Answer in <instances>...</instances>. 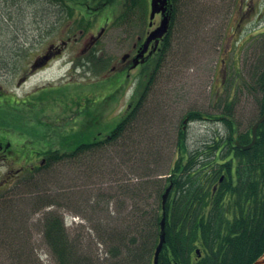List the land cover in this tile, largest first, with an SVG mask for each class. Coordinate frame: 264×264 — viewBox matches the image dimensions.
<instances>
[{
  "label": "rangeland",
  "instance_id": "1",
  "mask_svg": "<svg viewBox=\"0 0 264 264\" xmlns=\"http://www.w3.org/2000/svg\"><path fill=\"white\" fill-rule=\"evenodd\" d=\"M63 1L0 0V58L6 62L3 67L0 66V88L18 101L17 105L8 100L6 95L0 98V103L4 106L0 110V120L7 118L5 109L14 113L10 114L6 122L20 123L19 128L13 125L6 127V124L0 123V135L7 134L9 137L13 134L16 139L20 135L24 138L26 157L29 155L26 160L28 167L33 164L37 167L42 155L33 154L39 149H45L47 145L70 150L74 143L72 136L80 131L87 130L90 133L92 130L95 132L102 129L103 134L106 133L126 111L127 105L134 103L132 93L138 69L130 71L129 80L124 87L119 88L115 96L114 93L110 94V86L117 84L111 78L113 72L110 67L122 65L121 55L131 43L130 39L122 42L120 32L115 28L116 3L99 8L93 13L91 26L80 38L74 40L73 36L78 33L76 24L79 23L80 12H85L82 8L78 9L75 0ZM146 1L149 3V0ZM86 3L93 6V0ZM249 6H253L252 10H248L249 15L240 26H235L239 11ZM263 12L264 0H176L169 48L149 85L140 109L141 117L135 126L137 129L131 133V137L125 139L127 148L133 151L128 157L129 161L126 163L122 160L119 168L114 166L118 164L109 147L97 162H92L94 155L88 153L81 164L70 159L52 163L46 169L49 171L46 179L52 177V181H45L43 186L60 195L55 198L60 205L55 203L32 211L24 225L26 232L22 236L17 234L18 239L13 242L1 235V240H8V243L0 246V264H57L41 233L40 224L46 210L61 214L64 233L69 238H81V253L89 255L94 264H109L113 256L108 254L107 246L100 242L92 225L96 217L104 222L109 219V214L111 219L116 217V220L120 216L126 217L128 214L125 212L130 213L132 205H137L133 203L130 194L128 198L121 195V200H126L127 208H123L121 202L116 203L113 198L106 202L107 199H102V195L111 194L110 186L122 190L127 184L132 188L133 183L138 182L136 172H139L138 166L144 159L149 162L151 170L158 169L159 176H168L169 164L179 152L174 147L176 134L181 129L184 116L192 109L215 116L223 110L226 100H232V116L239 130L246 129L257 117L258 103L251 95L252 92L242 89L233 94V88L228 98L230 88L220 87L219 81L223 77L227 80L238 72L251 80V69L264 54ZM108 15L109 28L99 38L95 48L110 61H107L102 70L94 63L82 60L80 56L84 53L83 47L92 35L98 34L99 26H103L105 22L103 18ZM68 36L71 40L62 53L53 57L44 67L29 72V65L36 56L42 54L49 44H58ZM222 58L225 61L223 76L218 70ZM22 76H26L24 81H18ZM46 86L54 89L45 96L39 90ZM108 94L110 95L102 99ZM3 99L12 106L7 107ZM88 100V106L92 108L91 115L100 113L95 122L90 113L83 109ZM37 119L42 122L40 126L33 125ZM29 125L34 126L32 130L35 134L32 130L27 131ZM222 126L221 119L188 120L185 140L188 151L198 149L200 139L210 140L214 133L223 132ZM40 128L43 130L35 131ZM159 130H163L160 135ZM141 144L148 147L149 153L147 149L140 150L137 147ZM116 150L118 151L117 148ZM153 158L161 159L156 161L157 168L152 162ZM162 161L165 166L161 168L158 164ZM85 164L94 166L95 173L85 176L89 173L84 168ZM115 168L117 171L113 174ZM2 171L3 167L0 166V174ZM26 176L28 177V172ZM15 196L18 198L19 193ZM93 199L98 200L94 213L84 209L82 204ZM147 200L150 205L154 202L152 197ZM14 206L17 208L21 205ZM78 210L90 215L89 220L76 215ZM118 225L119 222H114L111 226L116 228Z\"/></svg>",
  "mask_w": 264,
  "mask_h": 264
},
{
  "label": "trees",
  "instance_id": "2",
  "mask_svg": "<svg viewBox=\"0 0 264 264\" xmlns=\"http://www.w3.org/2000/svg\"><path fill=\"white\" fill-rule=\"evenodd\" d=\"M58 1L62 3L63 0ZM85 1L88 0L74 1L78 9L82 8L85 12H80L81 17L79 23L76 24L78 30H82L83 33L91 26V16L97 11ZM96 1L100 3V8L116 3L118 13L116 11L115 23L118 21L117 17L120 10L130 17L135 9L139 10V15L143 13V6L146 5V0L145 2L143 0H93V5ZM175 1L172 0L170 8L172 21L175 14ZM64 6L67 10L69 9L66 3ZM108 18L109 15L105 20ZM95 48L96 46L92 47L80 57L87 63H94L99 69L104 70L109 58H104ZM167 50L164 46L159 51V58L155 60L152 73L155 74L158 70ZM262 55V60H260L263 62L264 54ZM5 64V60L0 58V66L3 67ZM147 72V69L141 70L139 78ZM251 76L252 78L249 80L248 77L238 72L225 80L224 86L230 90L234 88L233 94H236L246 87L255 85L261 92L257 99L258 114H261L264 111V62L252 67ZM150 77L148 79L145 77L144 82L139 83L138 94L135 91L132 94L134 103L127 106L126 111L106 133L103 134L102 129L95 132L92 130L90 133H87V130L80 131L72 136L74 143L70 150L47 145L45 149L34 152L33 155L41 154L44 162L37 167L27 168L28 177L26 176L23 197H14L0 204V216H2L0 223H3L0 226V236L10 238L13 242V240L18 239L17 234L22 236L26 232L24 225L27 219L23 221L14 212V205L17 203H14L13 200H21L23 205L37 203L40 198L39 194L47 191L43 183L52 181V177L46 179L47 172H49L46 169L52 163L70 159L81 164L88 153L94 155L91 161L97 162L109 147L112 149L111 154L118 164V166H114L119 168L122 165V160L126 163L129 161L128 157L132 155L133 151L127 148L128 144L125 139L131 137V133L137 129L135 126L141 117L140 109L148 93L147 81H150ZM111 78L117 83L115 86H110L112 88L110 94L114 93L115 96L119 88L124 87L127 79L125 76H120L119 72H114ZM51 87H42L39 91L46 96L54 89ZM110 94L104 95L102 99ZM4 95L8 100L18 105V101L16 102L11 95L4 93L0 88V98ZM227 97L229 98V94ZM90 98L88 99L90 100ZM89 100L84 103L83 109L90 113L93 122H95L99 119L100 113H95V116L91 115L92 108L90 105L88 106ZM3 102L7 107L12 106L6 99H3ZM232 106L233 101L226 100L222 114L232 116L230 112ZM3 107V104L0 103V110ZM80 110L82 111V109ZM80 110L79 112H81ZM4 111L7 113V118L0 120V123L6 124V127L13 125V127L19 128V122L14 124H11L10 121L6 122L10 114L14 113L5 109ZM187 114L192 119L199 116H194L191 111ZM221 120L224 124L223 132H219L217 136L213 137V146L207 153L202 155L200 150L188 151L185 141L176 146L175 149L179 150L178 157L170 165V167L172 166L171 174L167 178L160 177L158 169L151 170L146 159L140 161L139 172H136L138 182L133 183L132 186L136 194L133 203L137 205L135 207L132 205L130 212L137 223L132 227L133 231H138L136 237L131 235V230L126 229L128 227L118 225V227L113 228L111 225L118 221L115 219L116 217L111 219V215H107L109 218L107 222L96 217L92 230L95 231L100 242L107 246L108 254L113 256L112 260H109V264H151L150 256L158 242L160 231L161 193L168 181L172 182V187L165 202V241L160 251L159 264H251L264 254V121L258 126L255 143L249 149L241 150L235 145L234 138L241 143L248 142L250 140L249 128L246 133H240L233 127L234 120L232 121L226 116H223ZM41 123L37 119L33 125L40 126ZM33 125L28 126V132L34 128ZM40 130L43 129L40 128L35 131L40 132ZM234 133L236 137H234ZM141 143L144 144L143 141ZM142 144L137 146L140 150L148 149L146 145ZM121 150L122 153H120ZM99 151L101 154H96ZM228 155L230 156L228 157ZM27 157H29L28 154ZM157 160L161 159H153L152 162L156 164ZM86 166L85 164L84 167ZM222 173L225 174L223 180L217 183L216 191L210 195V187L216 184L218 176ZM124 187L126 189L131 188L127 184ZM128 194L132 195V192H128ZM142 196L143 198H141ZM150 197L154 199L151 205L147 200ZM102 199H107L106 202H108L111 201L112 196L104 194ZM55 203L59 204L54 199L43 205L47 207ZM91 210L95 211V207L94 210ZM106 210L111 211L110 208H106ZM75 214L89 220L90 215H86L81 210L76 211ZM42 218L40 225L43 230L41 229V233L57 264H94L89 255L79 251L81 238H69L70 236L64 233L63 217L60 214L54 210H46ZM20 221L23 223L16 227ZM7 222L8 225H6ZM12 224L15 226L13 227ZM6 241L1 240L0 246L7 244ZM195 249L199 250V254L196 253Z\"/></svg>",
  "mask_w": 264,
  "mask_h": 264
},
{
  "label": "flooded vegetation",
  "instance_id": "3",
  "mask_svg": "<svg viewBox=\"0 0 264 264\" xmlns=\"http://www.w3.org/2000/svg\"><path fill=\"white\" fill-rule=\"evenodd\" d=\"M171 2L172 0H169L168 4H171ZM246 6H248V4ZM92 7L95 10H98L100 8V3H97L96 1L94 2V5ZM88 8L90 7L88 6ZM252 9L253 6H249L248 8H244L243 10H240L238 18L235 22V26L237 27L240 26L242 22H244L245 18L249 15L248 10L250 11ZM138 12L139 10L135 9L132 15L128 17L122 10H120V13L118 14L117 17L118 21L116 23L115 28L117 29V31L120 32L122 42L130 39L131 43L128 49L121 55L120 59L122 65L120 67H117L115 65H112L110 67V70L113 73L119 72L120 76L122 77L125 76V78L127 79L126 82L129 80L130 71L138 69V73L135 75L136 84L134 91L136 94H138L139 92V83L141 81L144 82L145 77H147L148 79V77L152 75L150 77V81H147L148 84L147 86L149 87L155 75L154 73H152V70L155 60L159 58L158 53L164 46H166V50H167V48L170 45V33L172 27V13H171L167 31L164 34H162L160 37H154L148 39L150 32L153 29H155L156 26L159 24L163 14L161 11H159L155 13L152 19H150L148 17V12H149L148 5L145 12L142 13L143 15L142 14L139 15ZM108 22H109V18L105 20L103 26L102 25L99 26V32L96 35L98 36L97 39H95L96 36L93 35L90 37L89 42L83 47V49L85 48L84 52L97 45L99 38L106 31V29L109 28L107 24ZM83 34L79 35L77 33L76 36L77 38H80ZM49 61L46 64H48ZM224 62H225L224 58H222L218 68L219 72L221 71V76H223V73H225ZM144 69H147L148 72L146 74H142L141 77L139 78L140 71ZM224 82L225 80L223 77L219 81L220 87L224 86ZM148 90L149 88L147 89V91ZM229 92L230 89L227 94H230ZM216 93H218V91H216ZM223 112L224 111L222 110L219 114L213 117H215L216 120L218 119L220 120L223 116H226L227 118H230L233 121L232 116L228 114H222ZM184 118H186V123L188 120H194L187 113L184 116ZM203 120L206 121L207 120L206 117H203ZM186 123L182 122L181 129L185 130ZM233 127L235 128L236 131H239L237 124L234 121H233ZM249 130H251V126ZM236 134H234V137H236ZM214 136H217V133L214 134ZM214 136H212L210 140H207V138L200 139L199 141L201 145L200 150L202 154L207 153L212 148ZM250 137H251V133H250ZM234 139H235L234 143L235 141H238L236 138ZM229 156L230 155H228V157ZM26 160H27L26 145L24 138L21 137V135L20 137H18V139H16L13 134L10 135L9 137L7 136V134L0 135V166L3 167V171L0 174V204L3 203L5 200L12 199L13 197H15V194L17 192L19 193L18 197L21 198L24 196L23 192L25 190L26 170H27ZM224 175H225L224 173L220 174L218 176V180L216 184H213V186L210 187L211 189L210 195H212L216 191L217 183L223 180Z\"/></svg>",
  "mask_w": 264,
  "mask_h": 264
},
{
  "label": "bare ground",
  "instance_id": "4",
  "mask_svg": "<svg viewBox=\"0 0 264 264\" xmlns=\"http://www.w3.org/2000/svg\"><path fill=\"white\" fill-rule=\"evenodd\" d=\"M262 60V59H261ZM259 61V63L257 64V65H255V66H258L260 63H263L262 61ZM246 89V91H248V92H252L253 94H251L253 97H255L256 98V100L260 97V95H261V92L256 88V86L255 85H253V87H246V88H244V90ZM255 93V94H254ZM234 104V103H233ZM224 106H225V104H224ZM224 106H223V110H224ZM234 106V105H233ZM233 106H232V109L230 110V112L233 114V110H234V108H233ZM191 112H192V114L194 115V116H198V117H196V118H199V119H203V117H206V119H207V121H217L216 120V118L215 117H213L211 114H208V113H205V112H203V111H201V110H198V109H192V110H190ZM258 111V110H257ZM264 112V111H263ZM262 112V113H263ZM259 113V112H258ZM261 113V114H262ZM261 114H257V117L253 120V122H255L260 116H261ZM196 118H193V119H196ZM263 122V121H262ZM261 122V123H262ZM260 123V124H261ZM259 124V125H260ZM258 125V126H259ZM258 126H257V128H256V134H255V140H256V135H257V129H258ZM224 128V124H223V126H222V129ZM248 128H250V126H248L246 129H241V130H239V132L240 133H246V131H249V130H247ZM163 132V130H159V132H158V135H160L161 133ZM250 133H251V130H250ZM215 134V133H214ZM235 134V133H234ZM233 134V135H234ZM217 135H218V132H217ZM187 133H186V128H185V130H179L178 132H177V134H176V137H175V142H174V147L176 148V146L177 145H179V143L180 142H184L185 140H187ZM251 137H250V140L248 141V142H246V143H241V142H238L239 144H241V145H246V144H248L250 141H251ZM255 140H254V143H255ZM185 143H186V141H185ZM253 143V144H254ZM252 144V145H253ZM251 145V146H252ZM250 146V147H251ZM200 147H201V145H199V147H198V149H196V150H200ZM249 147V148H250ZM237 148H239V149H241V150H246V149H249V148H246V149H243V148H241V147H239V146H237ZM196 150H193V151H191V152H196ZM147 151H148V153H149V150L147 149ZM201 151V150H200ZM120 153H122V150L120 151ZM96 154H98V155H100L101 154V152L99 151V152H97ZM202 154V153H201ZM154 155H157V154H155L154 153ZM203 155V154H202ZM177 157H178V152H177ZM176 157V158H177ZM172 157H170L169 158V160L171 159ZM175 158V159H176ZM154 159V158H153ZM168 160V161H169ZM172 160V159H171ZM170 160V161H171ZM169 161V162H170ZM165 162H167V161H165ZM168 162V163H169ZM173 162H174V160L169 164V173H168V176L171 174V167H170V165H172L173 164ZM155 164V163H154ZM159 165V167H164L165 166V163L162 161L160 164H158ZM94 166H86V167H84L85 168V170L86 171H88L89 173L88 174H86L85 176H89L90 174H93V173H95V171H93V170H95V168H93ZM155 168H157V164H156V167ZM92 171V172H91ZM117 171V169L115 168L114 169V171H113V174L115 173ZM168 176H166V177H162V176H160V177H162V178H167ZM111 182V181H110ZM170 185V189H169V192H168V195H167V198H168V196H169V193H170V190H171V187H172V182L171 181H168L167 182V184H166V186H164L163 187V191H162V193H161V199H160V204H161V208H162V194L164 193V191L166 190V188H167V186H169ZM122 190H118L117 188H114L113 186L110 188V190H111V196H112V198H113V200L116 202V203H120L121 202V205H122V207L123 208H127V204H126V200L125 201H123V200H121V195L122 194H124L125 195V197L126 198H128V192H132V195H131V199H135V197H136V194H135V191H134V189H132V188H128V189H126L125 187H123V188H121ZM18 193V192H17ZM57 196H60L57 192H53V190H48L47 189V191H44V192H42V193H40L39 194V200H38V202L37 203H32V204H25V205H23V203H21V200H13V202L14 203H17V204H19V205H21V206H19V207H17V208H15V210H14V212L16 213V214H18V216L24 221L25 219H27L28 217H29V215L31 214V212L33 211V212H35L36 210H39V209H41V207L43 206V207H45L43 204H45V203H48V202H50V201H52V200H54ZM16 197V196H15ZM14 198V197H13ZM141 198H143V196L141 197ZM167 198H166V200H167ZM95 200L96 199H93V200H88L85 204L84 203H82L83 205H84V207L85 208H87V209H89V211L91 210V209H93L94 210V207H95ZM166 200H165V202H166ZM81 204V203H80ZM93 213H94V211H93ZM125 213H127L128 215L126 216V217H119V219H118V221H117V224H118V222H119V225H122V226H125V228L126 227H128V228H126L128 231L129 230H131L132 231V236H134V237H136V235H137V232L138 231H133L132 230V227L133 226H135V225H137V223H136V220L131 216V214L129 213V212H125ZM57 214H59V213H57ZM61 215V214H60ZM23 221L20 223V225L23 223ZM119 228H122V227H119ZM41 229L43 230V227L41 226ZM164 233H165V229H164ZM158 241H159V238H158ZM164 241H165V235H164ZM157 244H158V242L156 243V245L154 246V248H153V250H152V254H151V256H150V259H151V264H153V257H154V252H155V248H156V246H157ZM163 244H164V242H163ZM162 249V248H161ZM161 251V250H160ZM159 255H160V252H159ZM159 255H158V263H159ZM114 263V262H113Z\"/></svg>",
  "mask_w": 264,
  "mask_h": 264
},
{
  "label": "water",
  "instance_id": "5",
  "mask_svg": "<svg viewBox=\"0 0 264 264\" xmlns=\"http://www.w3.org/2000/svg\"><path fill=\"white\" fill-rule=\"evenodd\" d=\"M167 3H168V0H150L149 18L152 19L154 14L156 12H159V11L162 12L163 17L160 20L159 25L150 32L148 39L154 38V37H160L167 30L168 25H169V18H170L169 13L167 11ZM66 43H67V40H61L58 45H54V44L49 45L44 54L38 55L33 59V61L30 64V70L33 71L36 68L41 67L44 64H46V62L51 57H53L54 55L61 52V49L66 45ZM183 121L185 122L186 119H184ZM262 121H264V112L254 122V124L251 127V138H252L251 141L246 145H241L238 143V141H236V145L243 148V149L249 148L254 143L256 128ZM169 189H170V185L167 186L166 190L162 194V208H161L162 209V216L160 219L159 241H158V244L155 248L154 257H153V264H159L157 258H158L159 252H160L162 245H163V242H164V235H165V233H164L165 206H164V204H165V200L167 198ZM196 252L198 253V250H196ZM251 264H264V254L262 256H260L259 258H257Z\"/></svg>",
  "mask_w": 264,
  "mask_h": 264
}]
</instances>
